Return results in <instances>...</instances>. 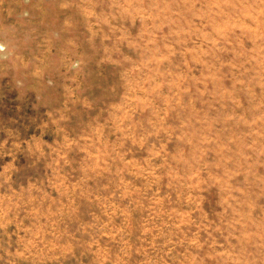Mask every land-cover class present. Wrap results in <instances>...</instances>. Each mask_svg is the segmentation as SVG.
<instances>
[{"label": "rangeland", "instance_id": "rangeland-1", "mask_svg": "<svg viewBox=\"0 0 264 264\" xmlns=\"http://www.w3.org/2000/svg\"><path fill=\"white\" fill-rule=\"evenodd\" d=\"M0 264H264V0H0Z\"/></svg>", "mask_w": 264, "mask_h": 264}]
</instances>
